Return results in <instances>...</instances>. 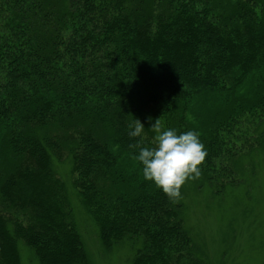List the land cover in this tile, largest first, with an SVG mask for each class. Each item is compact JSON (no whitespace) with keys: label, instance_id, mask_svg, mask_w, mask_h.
<instances>
[{"label":"trees","instance_id":"16d2710c","mask_svg":"<svg viewBox=\"0 0 264 264\" xmlns=\"http://www.w3.org/2000/svg\"><path fill=\"white\" fill-rule=\"evenodd\" d=\"M204 101L221 112L193 126ZM254 111L264 118V0H0V210L28 216L11 229L0 211V264H22L21 242L39 264L87 263L56 187L66 149L106 247L140 233L133 264L185 258L177 203L129 148L153 141L129 124L198 132L212 187L220 129Z\"/></svg>","mask_w":264,"mask_h":264},{"label":"rangeland","instance_id":"374dc122","mask_svg":"<svg viewBox=\"0 0 264 264\" xmlns=\"http://www.w3.org/2000/svg\"><path fill=\"white\" fill-rule=\"evenodd\" d=\"M206 109L193 111L189 123L198 127L196 117L200 123L202 117L221 112L214 114L213 108ZM263 119L254 111L239 119V124H233L229 133L225 127L220 129L219 146L224 141L225 145L220 158L212 160L215 165L210 171L215 181L212 187L203 175L181 187L182 198L175 202L176 210L191 246L185 258L174 254L171 264H264V148H260ZM142 124L145 128L142 136L153 141L155 134L149 131V119ZM55 163L57 195L64 209L72 213L87 253L86 264H133L141 251L147 252V238L140 233L106 247L98 223L74 188L77 173L72 171L73 162L67 149L62 163ZM0 211L11 229L17 222L28 223V216L23 213ZM19 249L22 264H39L31 247L21 242Z\"/></svg>","mask_w":264,"mask_h":264},{"label":"clouds","instance_id":"9594fccd","mask_svg":"<svg viewBox=\"0 0 264 264\" xmlns=\"http://www.w3.org/2000/svg\"><path fill=\"white\" fill-rule=\"evenodd\" d=\"M154 133L153 146H143L142 142L130 144L129 148L138 149L134 157L142 165V174L146 181H152L160 188L171 202H178L181 198V187L188 180H198L202 171L207 152L200 142L199 133L186 131L177 133L175 129L165 130L161 119L154 123L149 118ZM130 137H141L144 125L139 119L129 124Z\"/></svg>","mask_w":264,"mask_h":264}]
</instances>
